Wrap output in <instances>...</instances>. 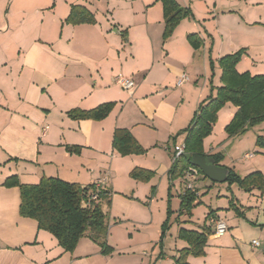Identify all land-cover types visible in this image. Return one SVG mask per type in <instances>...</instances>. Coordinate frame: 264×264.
I'll return each mask as SVG.
<instances>
[{
  "label": "crops",
  "instance_id": "obj_1",
  "mask_svg": "<svg viewBox=\"0 0 264 264\" xmlns=\"http://www.w3.org/2000/svg\"><path fill=\"white\" fill-rule=\"evenodd\" d=\"M174 1L190 15L166 40L157 0L33 5L30 27L23 32L25 7H15L19 20L12 21V30L9 23L0 26V161L4 168L16 167L0 173V264H179V251L188 248L178 237L181 229L209 230L203 255H188L182 264H264V195L259 191L245 192L224 182L214 199H197L198 208L179 215L184 184L182 178L169 181L170 217L162 235L167 209L154 208L156 196L145 206L139 183L129 177L138 168L152 170L158 186L167 178L171 146L184 145L182 131L195 108L221 86L220 58L242 50L236 71L264 75V0ZM72 6L84 7L95 23H65ZM190 35L198 39V48L189 43ZM119 74L131 78L133 88L116 85ZM183 74L188 80L177 87ZM105 103L113 108L101 121L66 115ZM254 128L264 132V124ZM115 129L128 130L151 151L149 163H142L141 155L120 156L112 148ZM73 147L77 153L69 151ZM218 150L211 146L203 152L221 156L218 165L240 177L264 174V163H254L251 154H244L251 157L243 158L248 165L238 171ZM9 176L23 184L54 177L82 187L105 177L111 195L102 212L112 253L103 255L88 238L64 252L35 221L19 216L18 188L2 185ZM202 177L195 182L197 197L199 189L207 187ZM210 212L226 223L222 236L213 234L207 221ZM172 225L176 228L170 234ZM253 240L258 247L251 246Z\"/></svg>",
  "mask_w": 264,
  "mask_h": 264
},
{
  "label": "trees",
  "instance_id": "obj_2",
  "mask_svg": "<svg viewBox=\"0 0 264 264\" xmlns=\"http://www.w3.org/2000/svg\"><path fill=\"white\" fill-rule=\"evenodd\" d=\"M157 1L162 5L164 22L162 39L166 40L179 22L190 15V12L179 7L174 0ZM64 22L71 25L94 24L95 20L84 7L72 6ZM188 40L193 48H198V39L194 35L188 36ZM242 55L243 51L240 50L219 59L221 86L216 88L214 96L199 105L190 124L182 131L185 153L172 163L168 171L170 181L183 177L184 172L191 166L190 159L193 155L209 158L216 165L220 163L221 156L204 154L202 143L211 133L216 114L224 105L231 104L236 108L233 118L225 127L228 137L243 135L249 129L264 124V75L238 73L235 66ZM112 108V103H105L87 111L73 109L66 115L72 120L101 121L108 116ZM256 143L262 144L261 136H257ZM112 148L120 156L142 155L145 152L126 129L114 130ZM77 150V147L69 149L73 153H77ZM142 171L135 168L130 172V176L137 180L142 179L144 178ZM228 171L226 182L229 185L235 184L245 192L257 190L264 195L263 173L253 172L240 177L232 170L228 169ZM2 185L6 188H18L19 216L35 221L37 228L51 234L64 252H72L81 238H88L100 248L103 255L112 253V249L106 243L107 217L102 212L103 203L109 204L110 191L98 190L94 184L82 187L54 177H43L36 184H23L16 176H9ZM95 193L96 199L92 200ZM196 197L195 193L184 192L181 196L179 215L184 212L189 215ZM210 215L212 212L207 217H211ZM169 217L168 208L167 218L162 225V235L168 227ZM208 234V229L202 232L179 230L178 237L187 242L188 248L179 251L177 263L182 264L188 255L202 256Z\"/></svg>",
  "mask_w": 264,
  "mask_h": 264
},
{
  "label": "rangeland",
  "instance_id": "obj_3",
  "mask_svg": "<svg viewBox=\"0 0 264 264\" xmlns=\"http://www.w3.org/2000/svg\"><path fill=\"white\" fill-rule=\"evenodd\" d=\"M64 1L67 0H0V26L5 24H10V31L12 30L11 23L12 21L16 22L17 19L16 15H14L15 7H25L23 9V19H28L33 17L31 15L30 9L33 5H39V6H47L51 4H66ZM28 27H30L29 20H27L26 24H24L23 28L21 29V32L24 30L27 31ZM210 70V69H209ZM187 77L188 75L185 74ZM195 84V83H194ZM201 84V82L199 83ZM199 84H196L199 86ZM199 106V105H198ZM195 108L197 111L198 109ZM233 113V107L231 105H224L218 112L215 123L212 125V131L211 133L203 139V149H208L209 147H214L217 149L219 148V152L221 154H224L226 157V162L228 165L231 164V166H234L236 170L240 171L243 168H246L248 163L243 160V156L245 153L251 154L252 157H254L253 162L255 163H264V132L262 134H258V128H251L247 132H245L241 139H232L233 137H228V135L225 132V127L229 124ZM256 134L262 136V144L256 143ZM181 145V144H180ZM173 146H171V150L173 151ZM145 152L141 156V162L142 163H149V160H151L154 155L151 154V151L144 149ZM145 155L147 157H145ZM139 156V155H138ZM0 159L2 157L0 156ZM3 165V166H2ZM172 165V160L170 158V167ZM16 169V167L12 164L11 166L2 164L0 161V173H4L9 168ZM170 169V168H169ZM142 174L144 178L142 179H134L130 176L129 177L134 180L135 182L139 183V194L144 196V198L141 200L144 205L147 204L151 199H153L156 196L157 203H155L154 208L155 209H168L169 208V202H170V190H168L169 187V178H165L162 183L158 186L159 183V177L152 172V170H145L143 169ZM3 175V174H2ZM202 175L198 177L201 178ZM203 178V177H202ZM168 180V181H167ZM207 187L203 189H199V195L200 197H196V200H201L203 202V199L206 198V201L210 199L211 197L214 199L217 188H221L224 183H213L206 179ZM123 185V183H120ZM105 186L104 184L102 185ZM118 187V186H117ZM123 187V186H122ZM107 188V191L111 190L110 186H105ZM194 202V207L197 205L198 201ZM105 204V203H103ZM146 206V205H145ZM200 205L196 206L195 208H198ZM193 207V208H194ZM192 208V209H193ZM191 209V210H192ZM199 212V211H197ZM175 225H172L169 227L168 230H170V234L172 231H175Z\"/></svg>",
  "mask_w": 264,
  "mask_h": 264
},
{
  "label": "built area",
  "instance_id": "obj_4",
  "mask_svg": "<svg viewBox=\"0 0 264 264\" xmlns=\"http://www.w3.org/2000/svg\"><path fill=\"white\" fill-rule=\"evenodd\" d=\"M188 78L185 74L181 75L179 79L176 82V86L179 87L185 82H187ZM114 82L116 85H118L123 90H130L134 86V82L131 78L124 77L122 75H117L114 78ZM185 153L184 145H174L173 151L171 155L172 163L180 158ZM251 155H244V159L250 158ZM200 176V172L197 168L190 166L187 168V170L184 172L182 181L184 184V192L189 191L192 193H195L197 196V191L195 189V182L197 181L198 177ZM106 183V178H101L94 182L95 187L99 190L102 189V185ZM96 193L93 194L92 200L96 199ZM208 223L212 227L213 234L216 236H222L225 234L228 230V227L226 223L223 220L215 219L214 217L208 218ZM259 243L256 240H253L251 242V246L258 247Z\"/></svg>",
  "mask_w": 264,
  "mask_h": 264
},
{
  "label": "water",
  "instance_id": "obj_5",
  "mask_svg": "<svg viewBox=\"0 0 264 264\" xmlns=\"http://www.w3.org/2000/svg\"><path fill=\"white\" fill-rule=\"evenodd\" d=\"M191 166L197 168L203 177L213 183H224L227 181L228 169L214 164L213 160L198 155H193L190 159Z\"/></svg>",
  "mask_w": 264,
  "mask_h": 264
}]
</instances>
